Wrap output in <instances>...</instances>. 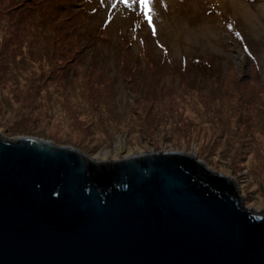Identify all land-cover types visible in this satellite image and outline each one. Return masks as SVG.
Segmentation results:
<instances>
[{"label": "water", "instance_id": "95a60500", "mask_svg": "<svg viewBox=\"0 0 264 264\" xmlns=\"http://www.w3.org/2000/svg\"><path fill=\"white\" fill-rule=\"evenodd\" d=\"M185 151L96 160L0 132V264H264V208Z\"/></svg>", "mask_w": 264, "mask_h": 264}, {"label": "rangeland", "instance_id": "374dc122", "mask_svg": "<svg viewBox=\"0 0 264 264\" xmlns=\"http://www.w3.org/2000/svg\"><path fill=\"white\" fill-rule=\"evenodd\" d=\"M148 7L150 10L142 9L139 0L74 1L72 8L86 12V27L102 33L99 67L113 81L114 110L105 109L95 121L86 116L79 130L67 132V119L62 118L72 115L58 107L53 123L42 126L55 137L48 140L71 145L90 157L106 149L108 160L137 151L189 152L212 170L234 178L245 208L263 209L264 150L259 146L264 122L258 120L264 106L258 111L259 119L251 117L244 124L248 105L238 108L235 100L221 94L226 87H235L234 82L222 78L229 70L240 83L251 73L235 37L254 55L258 80L264 85V0H149ZM124 42L141 60V69L151 67L144 85L134 88L135 94L123 84L114 66L115 49ZM146 49L157 59L171 60L175 67L185 60L194 61L221 76H199L197 66L191 63L187 77L180 80L173 77L167 64L149 65L143 55ZM154 90H161L157 100L149 98ZM224 100L230 106H225ZM106 102L108 97L98 100L99 104ZM15 118L13 113L12 117L1 116L0 132L11 138L25 135L8 134L3 129ZM119 137L124 145L115 150Z\"/></svg>", "mask_w": 264, "mask_h": 264}, {"label": "trees", "instance_id": "16d2710c", "mask_svg": "<svg viewBox=\"0 0 264 264\" xmlns=\"http://www.w3.org/2000/svg\"><path fill=\"white\" fill-rule=\"evenodd\" d=\"M74 1L0 0V117H12V113L16 117L3 128L8 134L54 140L55 137L45 133L42 126L53 123L58 107L68 109L72 115L62 118L67 119V132L79 130L86 116L95 121L105 109L114 110L111 100L113 81L99 67L101 56L98 45L102 33L86 27V12L72 8ZM235 39L244 52L251 73L245 83H240L232 74L234 71L229 70L230 73L222 78L234 82L235 87H226L221 95L225 99L235 100L238 108L248 105L243 121L247 124L251 117L259 119L258 111L264 106V85L258 80L254 55L238 37ZM149 52V49L143 51L149 65L160 67L167 64L175 78L187 77L191 63L197 66L199 76H221L194 61L185 60L175 67L171 60L157 59ZM132 53L129 44L124 42V46L115 49L114 66L121 74L123 84L135 94L134 88L144 85L143 79L151 67L146 66L142 68L143 71L141 60ZM250 77L256 82L253 83ZM153 87L159 89L156 85ZM160 92H150L149 98L157 100L161 97ZM103 97H108V105L98 103ZM222 103L230 106L226 100ZM262 113L259 123L264 122ZM259 149L264 150V135Z\"/></svg>", "mask_w": 264, "mask_h": 264}, {"label": "bare ground", "instance_id": "6f19581e", "mask_svg": "<svg viewBox=\"0 0 264 264\" xmlns=\"http://www.w3.org/2000/svg\"><path fill=\"white\" fill-rule=\"evenodd\" d=\"M40 138V137H39ZM61 145H64V144H61ZM123 142H122V139L119 137L115 143H114V149L115 150H119V149H122L123 147ZM68 147H71V145H66ZM168 151V150H167ZM170 151V150H169ZM164 152V151H163ZM143 153H149L148 152H140V151H137V152H134V153H129L128 155H124L120 158H123V157H131V156H138V155H142ZM92 159H96V160H108L107 159V150L106 149H103V150H99V151H96L92 156H91Z\"/></svg>", "mask_w": 264, "mask_h": 264}, {"label": "snow or ice", "instance_id": "6c2138e0", "mask_svg": "<svg viewBox=\"0 0 264 264\" xmlns=\"http://www.w3.org/2000/svg\"><path fill=\"white\" fill-rule=\"evenodd\" d=\"M140 4H141V7L142 9H145V10H150L149 9V0H139Z\"/></svg>", "mask_w": 264, "mask_h": 264}]
</instances>
